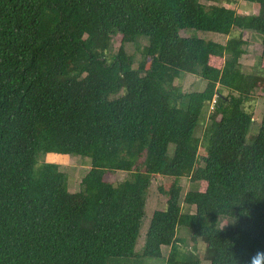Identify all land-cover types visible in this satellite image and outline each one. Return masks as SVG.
Returning <instances> with one entry per match:
<instances>
[{
  "label": "trees",
  "instance_id": "trees-1",
  "mask_svg": "<svg viewBox=\"0 0 264 264\" xmlns=\"http://www.w3.org/2000/svg\"><path fill=\"white\" fill-rule=\"evenodd\" d=\"M212 1L0 0V264H203L179 228L207 264L264 251V112L252 134L243 107L264 93V0H242L256 14ZM247 32L262 37L255 73L240 63ZM140 38L136 61L125 45ZM185 74L204 88L183 93L174 82ZM39 154L89 159L78 191ZM116 171L126 178H106ZM155 176L171 180L159 187L165 207L135 252ZM182 178L199 186L182 199L192 213L180 206ZM222 218L232 226L218 228Z\"/></svg>",
  "mask_w": 264,
  "mask_h": 264
},
{
  "label": "rangeland",
  "instance_id": "rangeland-1",
  "mask_svg": "<svg viewBox=\"0 0 264 264\" xmlns=\"http://www.w3.org/2000/svg\"><path fill=\"white\" fill-rule=\"evenodd\" d=\"M234 7L237 13L241 14H256L257 9L249 3H245L242 0H235ZM200 3L205 5L218 4V2H213L212 0H199ZM220 3L224 6L229 5L227 0H220ZM238 30H235L234 33L238 34ZM233 33V35H235ZM182 36H194L204 40H211L218 43H225L228 39L227 36L218 35L215 33L201 32L195 30H187L181 32ZM247 44L244 46L245 54L242 56L240 63L242 66L243 72H258L257 61L261 54V35L258 33L247 32L243 35ZM147 44L146 39L140 38L136 44H126L125 49L129 54H132L135 57V60L140 59V50L143 46ZM120 45V35H115L112 37V45L110 53H115ZM174 85H179L183 93H190L194 91H201L204 88L205 82L202 81L198 76L192 74H185L181 80H176ZM244 109L251 114L254 124L252 127V134L256 133L259 122L262 118L264 112V93L262 91H256L254 95L243 104ZM209 114V109L205 110L203 113V120L201 126L198 127L196 131V137L200 140V146L197 157V164L199 166L203 165V159L206 157L207 143L203 140L204 128L207 124V116ZM172 146L170 149L172 150ZM38 164L53 163L57 164L59 171L63 172L67 178V189L71 193H75L79 189L81 179L86 175L90 169L89 159H85L79 156H61L56 154H39L37 158ZM108 180L118 183L123 181L126 178V173L122 171H116L115 174L109 175L106 177ZM171 180L168 178H163L161 176H155L150 181V185L147 190L144 216L142 219L139 237L136 242L135 252L141 251L145 234L148 229L152 214L156 210H162L165 207L166 197L159 193V187L170 183ZM182 186L181 191V201L180 206L183 207V212H194L193 208L186 209L182 204V199L184 195L189 191H196L199 186L196 183L190 182L188 179L182 178L180 180ZM232 226V221L228 218H222L219 220L218 228L226 229ZM177 238L184 239L187 246L186 250L192 252L196 256L200 257L203 264H207L203 260V248L201 241L193 243L190 240V233L186 228H179L177 232ZM169 248L162 247V253L164 256L167 255Z\"/></svg>",
  "mask_w": 264,
  "mask_h": 264
},
{
  "label": "clouds",
  "instance_id": "clouds-1",
  "mask_svg": "<svg viewBox=\"0 0 264 264\" xmlns=\"http://www.w3.org/2000/svg\"><path fill=\"white\" fill-rule=\"evenodd\" d=\"M250 264H264V251H256L255 254L250 257Z\"/></svg>",
  "mask_w": 264,
  "mask_h": 264
}]
</instances>
